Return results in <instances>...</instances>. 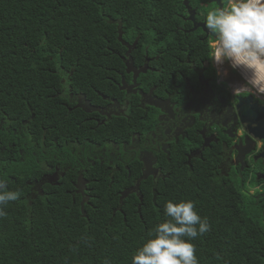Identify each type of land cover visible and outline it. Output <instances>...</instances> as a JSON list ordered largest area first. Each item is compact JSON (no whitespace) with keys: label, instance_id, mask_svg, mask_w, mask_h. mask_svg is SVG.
Segmentation results:
<instances>
[{"label":"trees","instance_id":"obj_1","mask_svg":"<svg viewBox=\"0 0 264 264\" xmlns=\"http://www.w3.org/2000/svg\"><path fill=\"white\" fill-rule=\"evenodd\" d=\"M210 4L215 3L187 0L197 13L205 14ZM185 9L183 0H0V179L8 181V190L20 192L0 219V264H104L105 259L131 264L149 230L166 221L168 200H192L211 225L193 241L199 264H264V197L249 196L238 180L210 177L213 172L203 165L192 182L174 170L152 192L144 181L138 212L133 193L125 197L123 210H112L126 181L109 184L107 176L79 210L60 189L26 197L25 177L35 178L38 164L21 168L17 147L12 151L5 142V124L8 142H23L17 128L23 119L29 143L44 137L50 145L53 139H116L117 130L104 134L83 120V112L66 109L62 78L70 71L68 79L79 88L97 87L105 67L122 63V41L134 39L136 46L148 39L160 45L166 62L188 46L197 48L189 51L196 60V55L210 58L209 45L195 31L176 28L183 20L189 25Z\"/></svg>","mask_w":264,"mask_h":264},{"label":"flooded vegetation","instance_id":"obj_2","mask_svg":"<svg viewBox=\"0 0 264 264\" xmlns=\"http://www.w3.org/2000/svg\"><path fill=\"white\" fill-rule=\"evenodd\" d=\"M213 1L209 11L221 4V0ZM190 8L195 10L194 21L187 18ZM187 10L184 18L189 25L183 20L176 28L195 31L200 42L210 46L214 37L200 25L205 24L207 7L205 14L192 6ZM193 25L197 27L192 30ZM122 44V63L105 67L97 87L79 88V82L68 79L70 71L61 80L67 90L61 93L67 98L66 109L83 112L87 115L83 120L104 134L117 130L116 139L105 135L89 142L53 139L55 144L50 145L44 137L35 157L37 176L24 180L26 197L60 189L84 210L97 186L105 185L109 177L126 181L112 210H123L125 197L133 193L138 199L133 210L139 211L144 181L152 192L157 182L182 170V177L192 182L202 165L213 172L208 176L238 180L249 196L264 197V102L251 94L234 93L239 81L219 75L208 56L191 57L189 51L197 48L182 47V56L166 62L160 45L139 47L137 39ZM17 128L23 142L15 138L9 143L5 124L6 145L12 151L17 147L20 160H30L27 120Z\"/></svg>","mask_w":264,"mask_h":264},{"label":"clouds","instance_id":"obj_3","mask_svg":"<svg viewBox=\"0 0 264 264\" xmlns=\"http://www.w3.org/2000/svg\"><path fill=\"white\" fill-rule=\"evenodd\" d=\"M205 26L214 37L210 60L218 74L238 73L233 92L264 102V0H221L206 13ZM8 187V181L0 179V219L7 216L8 204L20 197ZM164 215L166 221L149 230L131 264H199L193 241L210 231L208 219L201 217L192 200L166 201ZM104 264L111 262L105 259Z\"/></svg>","mask_w":264,"mask_h":264},{"label":"rangeland","instance_id":"obj_4","mask_svg":"<svg viewBox=\"0 0 264 264\" xmlns=\"http://www.w3.org/2000/svg\"><path fill=\"white\" fill-rule=\"evenodd\" d=\"M205 3H207V0H205ZM211 6V4L209 5V7ZM211 9H214V8H211ZM152 37H154V36H152ZM149 44V39L148 40H144V41H142L140 44H139V47H143V45H145V44ZM231 71H229V74H228V76L230 77V78H234V79H236L237 81H239L238 79L240 78L239 77V74L238 73H233V74H231L230 73ZM228 76H226V77H228ZM31 150H32V154L29 156V158H30V160L28 159V158H24L23 160H20L18 163H19V165H20V167L21 168H25L26 167V163H33V161L35 162V157H36V155H37V152H40V148H41V145H42V142L41 141H38V142H32L31 141ZM111 180L109 181V184H111ZM250 183L251 184H256V181H250Z\"/></svg>","mask_w":264,"mask_h":264},{"label":"water","instance_id":"obj_5","mask_svg":"<svg viewBox=\"0 0 264 264\" xmlns=\"http://www.w3.org/2000/svg\"><path fill=\"white\" fill-rule=\"evenodd\" d=\"M183 2H184V4H185V6L187 7V8H189V6L187 5V0H183ZM191 9V8H190ZM188 12V19H191V20H193L194 21V17H193V14H194V12H195V10L194 9H191L190 11H187ZM201 26H202V28H205V24L204 23H201L200 24ZM197 26H195V25H193V27H192V30L193 29H195ZM120 36V35H119ZM248 97H250V96H248ZM139 198H141V197H139Z\"/></svg>","mask_w":264,"mask_h":264}]
</instances>
